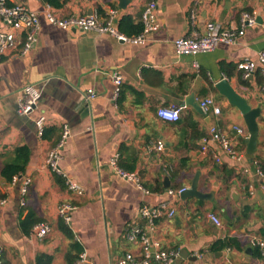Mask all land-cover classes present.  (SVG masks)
I'll return each mask as SVG.
<instances>
[{
    "label": "crops",
    "instance_id": "crops-1",
    "mask_svg": "<svg viewBox=\"0 0 264 264\" xmlns=\"http://www.w3.org/2000/svg\"><path fill=\"white\" fill-rule=\"evenodd\" d=\"M8 1L36 10L40 29L28 51L22 52L23 34L0 62L3 264H37L39 254L49 256V264H82L78 262L82 252L91 264H116L127 252L140 258V243L126 237L131 227L157 239L164 250L178 252L172 264H264L252 241L253 237L264 240V176L256 172L257 166L264 169V66L257 57L264 51V0H156L159 25L147 33L143 44L108 33L58 27L46 19L41 0ZM60 1L61 6H51L60 16L94 13L104 21L114 9L118 28L125 16L142 23L141 12L150 0ZM244 12L254 15L256 23L245 27L237 43H221L196 55L176 53V37L202 33L209 21L239 27ZM4 27L0 20V29ZM244 57L258 63L249 76L236 66ZM113 71L123 79L116 99L109 76ZM223 77L252 107L261 109L252 157L241 112L214 87ZM26 84H33L40 98L30 113L21 115L17 108ZM88 88L96 93L92 100L85 98ZM206 97L215 99L219 113L192 104ZM167 106L180 108L178 120L159 116L158 109ZM42 114L45 125L39 136L35 120ZM212 125L244 152L240 161L213 141H207L202 151ZM62 139L60 174L49 167L46 157ZM158 141L162 150L157 149ZM114 154L119 167L137 174L142 190L113 170L109 162ZM15 158L23 171L14 176L31 179L24 205L20 179L12 183L1 175L2 167ZM197 174L198 189L208 196L181 199L179 189L189 186ZM66 178L80 184L83 195L74 196ZM62 201L76 205L69 224L57 214ZM161 203L175 213L155 218L150 228L140 208ZM211 213L220 225L210 219ZM28 214L37 222L26 233L21 221ZM40 222L50 227L43 238L34 230ZM64 225L72 238L63 233ZM183 249L187 257L181 256Z\"/></svg>",
    "mask_w": 264,
    "mask_h": 264
},
{
    "label": "built area",
    "instance_id": "built-area-1",
    "mask_svg": "<svg viewBox=\"0 0 264 264\" xmlns=\"http://www.w3.org/2000/svg\"><path fill=\"white\" fill-rule=\"evenodd\" d=\"M42 1V0H41ZM157 1L150 0L141 12V22L143 24V30L135 36H127L116 25V10L110 9L107 19L102 21L97 14H85V15H70L60 16L54 9L45 3L43 14L46 19L63 29H76L79 31H94L98 34L108 33L119 40L130 41L133 43L143 44L146 41L147 33L155 30L159 23L156 16ZM0 20L5 24L4 28L0 29V62L1 57L7 51L15 48L20 43V38L24 34L25 42L22 52L25 53L35 43L37 39V33L40 29L39 13L36 10L31 9L24 3H9L8 0H0ZM256 23L255 16L250 15L247 12L242 13L240 19V26L221 27L218 23L209 21L206 23L205 30L202 33L193 32L190 35H183L176 37L173 40L175 51L179 55H196L200 52H207L214 49L221 43L233 44L240 41L245 32L247 25H254ZM264 26V24H263ZM258 61L264 66V51L258 53ZM195 63V62H194ZM196 65V63H195ZM237 68L243 71L245 76H249L254 73L258 67V63L251 57H244L236 64ZM262 75L264 77V68H262ZM115 87L113 91V97L119 94L122 84V75L113 71L109 74ZM264 88V84H263ZM96 96L94 89L88 88L86 90L85 98L92 100ZM40 98L39 90L33 84H26L22 89V95L18 103L17 112L19 114L30 113L37 104ZM201 109L204 112L212 110L214 113L220 112V106L216 103L213 97H206L199 102ZM158 114L165 120L176 121L180 118V108L174 106L161 107L158 109ZM35 123L37 125L38 135L42 136L44 132L45 116L39 115ZM238 132L243 133L241 128H237ZM67 130H64L63 137L66 136ZM64 139V138H63ZM61 140L58 145L50 149L47 153L46 162L49 167L57 172L61 173L59 167L60 152L59 148L62 146ZM207 141L215 142L221 150L226 152L231 158L240 161L243 158L244 152L235 148L232 139L225 133H223L217 126L212 125L209 129V136L203 138L202 151L207 149ZM157 149L162 150L163 144L161 141L157 143ZM118 154H114L110 159V165L113 170L126 180L132 181L139 189H143L140 179L135 172H130L122 169L117 164ZM257 174L264 176V169L257 166ZM20 179V193H21V205L25 204V194L28 191V186L31 182L28 176H14L11 180L15 183ZM66 184L68 190L72 192L74 196L83 195V187L77 182L66 178ZM264 187V186H263ZM183 188L179 189L181 192ZM76 209V205L70 201H62L57 205V214L66 224L71 222V214ZM140 212L147 218L148 226L152 228L155 218L161 215H167L172 217L175 213V209L168 207L166 203H161L156 207L142 206ZM210 219L217 225H220L219 218L214 214H209ZM34 230L39 238H43L50 231V227L45 222L37 223L34 226ZM126 237L130 241H138L142 247L141 257L137 258L132 252H127L117 259L116 264H151L153 261H158L162 264H172L175 257L178 255L176 251H166L161 247V243L154 238H151L145 231L140 228L131 227L127 231ZM253 243L260 248V253L264 258V240L258 237H253ZM2 253L0 251V264H3ZM78 262L82 264H91L86 253L82 252L79 255Z\"/></svg>",
    "mask_w": 264,
    "mask_h": 264
},
{
    "label": "water",
    "instance_id": "water-1",
    "mask_svg": "<svg viewBox=\"0 0 264 264\" xmlns=\"http://www.w3.org/2000/svg\"><path fill=\"white\" fill-rule=\"evenodd\" d=\"M122 3L127 2L128 0H120ZM214 87L217 89L218 93L225 97L227 101L235 106L242 114L244 122L247 127L248 135L245 138V143L247 145L248 156L252 157V154L255 150L257 139H258V131L259 126L257 122V118L260 115L261 109L259 107H252L247 99L243 97L233 86L229 83V81L223 77L219 79ZM196 107H200L199 102H192ZM203 111V110H202ZM164 184L168 186V178L165 177ZM208 194L202 192L198 189V174L191 181L189 186L183 187V190L180 192L181 199H186L188 197L195 198H204L207 197ZM181 256L187 257L188 253L183 249L181 251ZM195 258V257H193Z\"/></svg>",
    "mask_w": 264,
    "mask_h": 264
},
{
    "label": "trees",
    "instance_id": "trees-1",
    "mask_svg": "<svg viewBox=\"0 0 264 264\" xmlns=\"http://www.w3.org/2000/svg\"><path fill=\"white\" fill-rule=\"evenodd\" d=\"M42 1L52 7H59L62 4L60 0H42ZM118 29L127 36H135L143 30V24L140 22H135V20L131 16H125L119 21ZM21 171H23V164L21 161H17L15 158V160L6 163L2 167L1 175L6 181H11L14 175L20 173ZM35 222H37V218H32L31 214H28L26 218L21 221V226L23 231L27 233L30 227ZM62 231L66 235V237L72 238L73 234L66 225H64ZM49 261H50V257L47 255L39 254L37 256V264H49Z\"/></svg>",
    "mask_w": 264,
    "mask_h": 264
}]
</instances>
